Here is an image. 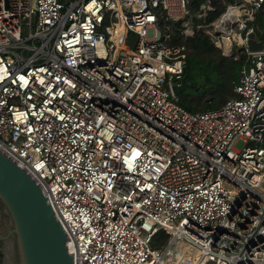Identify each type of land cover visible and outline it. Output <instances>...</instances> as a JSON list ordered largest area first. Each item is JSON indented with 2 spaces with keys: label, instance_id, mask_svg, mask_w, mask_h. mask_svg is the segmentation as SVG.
<instances>
[{
  "label": "built area",
  "instance_id": "obj_1",
  "mask_svg": "<svg viewBox=\"0 0 264 264\" xmlns=\"http://www.w3.org/2000/svg\"><path fill=\"white\" fill-rule=\"evenodd\" d=\"M220 4L209 20L215 0H0V147L74 264H264V0ZM198 33L241 69L190 111L173 86Z\"/></svg>",
  "mask_w": 264,
  "mask_h": 264
},
{
  "label": "water",
  "instance_id": "obj_2",
  "mask_svg": "<svg viewBox=\"0 0 264 264\" xmlns=\"http://www.w3.org/2000/svg\"><path fill=\"white\" fill-rule=\"evenodd\" d=\"M249 48L259 50L254 33ZM192 84L185 76L173 86L181 94ZM0 211L6 224L3 264H11L12 253L20 264H74L73 246L48 196L33 174L0 147ZM18 262V261H17Z\"/></svg>",
  "mask_w": 264,
  "mask_h": 264
},
{
  "label": "trees",
  "instance_id": "obj_3",
  "mask_svg": "<svg viewBox=\"0 0 264 264\" xmlns=\"http://www.w3.org/2000/svg\"><path fill=\"white\" fill-rule=\"evenodd\" d=\"M220 1L215 0L220 6L216 12L210 14L209 20L223 10ZM257 22L264 29V12L259 13ZM187 46L188 56L184 76H187L192 86L180 94L181 103L190 111L219 107L228 96L234 95L233 89L239 81L241 61L223 56L209 38L200 33L189 39ZM155 237L154 247H159L161 242L163 244L168 240V234L163 230ZM3 243V239L0 238V264H3ZM11 258L14 259L15 254L12 253Z\"/></svg>",
  "mask_w": 264,
  "mask_h": 264
},
{
  "label": "rangeland",
  "instance_id": "obj_4",
  "mask_svg": "<svg viewBox=\"0 0 264 264\" xmlns=\"http://www.w3.org/2000/svg\"><path fill=\"white\" fill-rule=\"evenodd\" d=\"M222 54V53H221ZM223 55V54H222ZM224 56V55H223ZM229 58V57H228ZM230 59H232V58H230ZM229 97V96H228ZM261 188L264 190V181L261 183ZM5 231H6V224H5V222L4 221H2V220H0V234H2V235H5ZM4 244V243H3ZM11 264H15L14 262H15V258L14 259H12L11 258Z\"/></svg>",
  "mask_w": 264,
  "mask_h": 264
},
{
  "label": "bare ground",
  "instance_id": "obj_5",
  "mask_svg": "<svg viewBox=\"0 0 264 264\" xmlns=\"http://www.w3.org/2000/svg\"><path fill=\"white\" fill-rule=\"evenodd\" d=\"M186 33H188V32L185 31V30L183 29L181 34H183L184 36L187 37V34H186ZM185 34H186V35H185ZM186 37H185V38H186ZM17 261H18V262H17ZM15 264H20V263H19V257H16V256H15Z\"/></svg>",
  "mask_w": 264,
  "mask_h": 264
},
{
  "label": "flooded vegetation",
  "instance_id": "obj_6",
  "mask_svg": "<svg viewBox=\"0 0 264 264\" xmlns=\"http://www.w3.org/2000/svg\"><path fill=\"white\" fill-rule=\"evenodd\" d=\"M0 220L4 221V220H3V214H2L1 211H0Z\"/></svg>",
  "mask_w": 264,
  "mask_h": 264
}]
</instances>
